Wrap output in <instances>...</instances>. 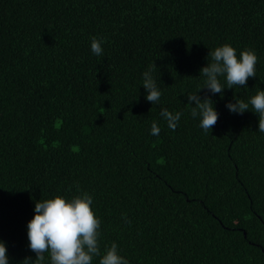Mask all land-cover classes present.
<instances>
[{
	"label": "trees",
	"instance_id": "16d2710c",
	"mask_svg": "<svg viewBox=\"0 0 264 264\" xmlns=\"http://www.w3.org/2000/svg\"><path fill=\"white\" fill-rule=\"evenodd\" d=\"M92 37L104 41L101 56ZM224 44L238 57L255 51L256 77L208 93L219 116L206 133L186 95L204 86L200 69ZM153 62L162 95L152 105L142 81ZM259 90L264 0H0L9 264L36 258L27 235L36 201L83 192L101 221V256L116 243L129 264H264V132L251 105L226 108ZM163 108L182 113L175 130Z\"/></svg>",
	"mask_w": 264,
	"mask_h": 264
},
{
	"label": "clouds",
	"instance_id": "9594fccd",
	"mask_svg": "<svg viewBox=\"0 0 264 264\" xmlns=\"http://www.w3.org/2000/svg\"><path fill=\"white\" fill-rule=\"evenodd\" d=\"M103 42L102 39L91 38V51L95 55L103 54ZM207 61V65L200 69V75L206 78L204 86L197 92L186 95L192 117L199 118V127L206 133L216 125L219 116L208 93L223 96L225 88L247 87L248 79L256 77L258 57L253 49L241 51L238 57L234 47L224 44L209 51ZM156 69L157 66L153 62L143 73L142 81L147 93L145 98L152 105L158 103L162 95L153 76ZM220 77L226 79V87L221 83ZM202 90H206L203 97L199 95ZM233 99L235 103H227L226 108L232 113L243 114L249 111L251 105L252 112L258 114V131L264 132V90H259L249 102L235 96ZM160 115L168 127L175 130L182 113H173L163 108ZM160 131L158 124L153 121L151 134L159 135ZM92 204L93 198L87 192L70 199L56 196L36 201L35 214L27 225L28 246L36 258L32 261L31 257H26L22 264H44L45 253L50 255L51 264H93V258L97 256L101 257L99 264H129V261L119 254L116 243H112L101 256V221L91 207ZM124 219L130 223L126 214ZM0 264H9L7 248L2 240Z\"/></svg>",
	"mask_w": 264,
	"mask_h": 264
}]
</instances>
